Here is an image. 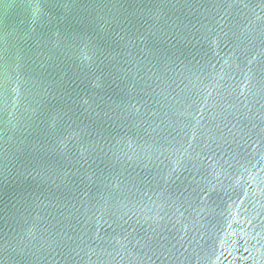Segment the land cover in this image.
I'll list each match as a JSON object with an SVG mask.
<instances>
[{
  "label": "water",
  "instance_id": "obj_1",
  "mask_svg": "<svg viewBox=\"0 0 264 264\" xmlns=\"http://www.w3.org/2000/svg\"><path fill=\"white\" fill-rule=\"evenodd\" d=\"M0 264H264V0H0Z\"/></svg>",
  "mask_w": 264,
  "mask_h": 264
}]
</instances>
